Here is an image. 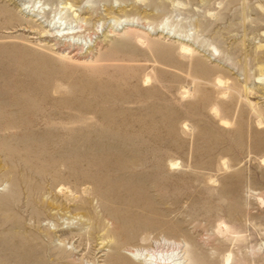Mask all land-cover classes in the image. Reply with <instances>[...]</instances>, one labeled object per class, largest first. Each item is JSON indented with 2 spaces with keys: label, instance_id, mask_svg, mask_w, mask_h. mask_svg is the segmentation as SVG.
I'll return each instance as SVG.
<instances>
[{
  "label": "rangeland",
  "instance_id": "obj_1",
  "mask_svg": "<svg viewBox=\"0 0 264 264\" xmlns=\"http://www.w3.org/2000/svg\"><path fill=\"white\" fill-rule=\"evenodd\" d=\"M0 11V264H264V0Z\"/></svg>",
  "mask_w": 264,
  "mask_h": 264
},
{
  "label": "bare ground",
  "instance_id": "obj_2",
  "mask_svg": "<svg viewBox=\"0 0 264 264\" xmlns=\"http://www.w3.org/2000/svg\"><path fill=\"white\" fill-rule=\"evenodd\" d=\"M3 11H4V10H3ZM0 12H1V11H0ZM4 13H5V12H4ZM9 14H10V13H9ZM9 16H10V15H9ZM9 16H8V17H9ZM11 17H12V16H11ZM163 26H164V25H163ZM163 28H164V30H165V27H163ZM166 29H167V28H166ZM165 32H167V31H165ZM189 50H190V49H189L187 46H184L183 49H182V51H184V52H189ZM8 246H9V245H8ZM4 249H5V248H4Z\"/></svg>",
  "mask_w": 264,
  "mask_h": 264
},
{
  "label": "crops",
  "instance_id": "obj_3",
  "mask_svg": "<svg viewBox=\"0 0 264 264\" xmlns=\"http://www.w3.org/2000/svg\"><path fill=\"white\" fill-rule=\"evenodd\" d=\"M151 127V126H150ZM23 261V258L21 259Z\"/></svg>",
  "mask_w": 264,
  "mask_h": 264
}]
</instances>
